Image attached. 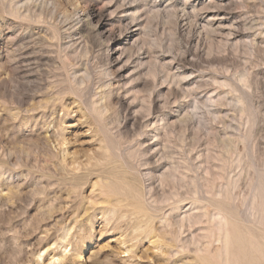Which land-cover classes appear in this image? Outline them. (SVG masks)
Masks as SVG:
<instances>
[{
	"label": "rangeland",
	"instance_id": "obj_1",
	"mask_svg": "<svg viewBox=\"0 0 264 264\" xmlns=\"http://www.w3.org/2000/svg\"><path fill=\"white\" fill-rule=\"evenodd\" d=\"M0 264H264V0H0Z\"/></svg>",
	"mask_w": 264,
	"mask_h": 264
},
{
	"label": "bare ground",
	"instance_id": "obj_2",
	"mask_svg": "<svg viewBox=\"0 0 264 264\" xmlns=\"http://www.w3.org/2000/svg\"><path fill=\"white\" fill-rule=\"evenodd\" d=\"M39 257L41 258L42 257V254H40Z\"/></svg>",
	"mask_w": 264,
	"mask_h": 264
}]
</instances>
